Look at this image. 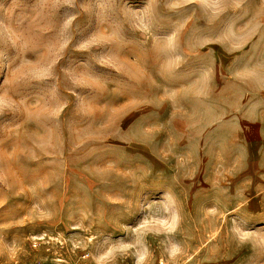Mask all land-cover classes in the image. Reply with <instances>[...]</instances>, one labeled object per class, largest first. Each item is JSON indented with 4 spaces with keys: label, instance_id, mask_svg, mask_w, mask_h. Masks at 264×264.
<instances>
[{
    "label": "rangeland",
    "instance_id": "1",
    "mask_svg": "<svg viewBox=\"0 0 264 264\" xmlns=\"http://www.w3.org/2000/svg\"><path fill=\"white\" fill-rule=\"evenodd\" d=\"M0 264H264V0H0Z\"/></svg>",
    "mask_w": 264,
    "mask_h": 264
},
{
    "label": "clouds",
    "instance_id": "2",
    "mask_svg": "<svg viewBox=\"0 0 264 264\" xmlns=\"http://www.w3.org/2000/svg\"><path fill=\"white\" fill-rule=\"evenodd\" d=\"M236 231L240 234L241 239H246L248 236L247 232H241L240 229H236ZM179 251L178 247L176 245L172 246V253L175 254V252Z\"/></svg>",
    "mask_w": 264,
    "mask_h": 264
}]
</instances>
